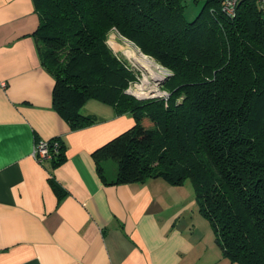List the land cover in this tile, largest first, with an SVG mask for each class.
<instances>
[{"label":"trees","instance_id":"16d2710c","mask_svg":"<svg viewBox=\"0 0 264 264\" xmlns=\"http://www.w3.org/2000/svg\"><path fill=\"white\" fill-rule=\"evenodd\" d=\"M193 1L203 5L189 20L188 0H34L38 52L55 78L54 107L72 129L97 121L81 110L90 99L134 116L93 152L104 183L190 179L223 254L264 264V13L256 0H241L235 17L223 0ZM113 28L173 72L168 97L127 91L138 73L108 43ZM54 139L53 167L66 159V144Z\"/></svg>","mask_w":264,"mask_h":264},{"label":"crops","instance_id":"0c3cea01","mask_svg":"<svg viewBox=\"0 0 264 264\" xmlns=\"http://www.w3.org/2000/svg\"><path fill=\"white\" fill-rule=\"evenodd\" d=\"M39 23L34 0H0V264H237L186 183L103 182L93 152L135 118L90 99L81 110L97 121L72 129L54 107L55 78L34 35ZM57 136L66 159L53 167L34 148ZM105 168L110 178L115 161Z\"/></svg>","mask_w":264,"mask_h":264},{"label":"rangeland","instance_id":"374dc122","mask_svg":"<svg viewBox=\"0 0 264 264\" xmlns=\"http://www.w3.org/2000/svg\"><path fill=\"white\" fill-rule=\"evenodd\" d=\"M203 3H195L193 0H188L186 8H185V16L189 20L195 19L196 15L202 8ZM108 43L113 47L116 53H118L120 56H122L124 59L128 60V62L131 64L133 69L138 73V78L135 81H132L127 89V91L136 96L139 99H150V98H159V97H168L169 96V90L164 87L163 83L165 80L162 82H158V89L155 92L150 91L151 85L148 83H143L142 79L143 76L150 73V70H147L144 66L137 64L134 61V58L139 56L140 53L142 52L141 49L132 41H130L128 38L124 37L121 35V33L116 29L113 28L108 36ZM145 54V53H143ZM147 55V54H145ZM147 57L151 58L154 60V62L158 63L161 65L164 69V72H168L165 74V78L169 75V73H173L170 69L166 68L159 62H157L153 57L147 55ZM155 72V71H154ZM162 82V83H161ZM133 85L135 90L131 91L132 89L130 86ZM144 122L146 124H150V119L145 118ZM111 161H114L113 159H110ZM116 163V162H115ZM185 185L191 189L192 193L194 192V187L192 185V182L190 179H187L185 181ZM194 198H195V192H194Z\"/></svg>","mask_w":264,"mask_h":264},{"label":"built area","instance_id":"2783aa9c","mask_svg":"<svg viewBox=\"0 0 264 264\" xmlns=\"http://www.w3.org/2000/svg\"><path fill=\"white\" fill-rule=\"evenodd\" d=\"M259 8L264 13V0H256ZM241 0H223V11L230 17H235L237 14V9L239 6V3ZM130 88L131 91L135 90L133 89L134 86L131 85ZM59 146V142L57 139L51 138V139H40L36 142L35 148H34V155L35 157L40 161L43 162L46 159H49L52 157V148L53 146Z\"/></svg>","mask_w":264,"mask_h":264},{"label":"bare ground","instance_id":"6f19581e","mask_svg":"<svg viewBox=\"0 0 264 264\" xmlns=\"http://www.w3.org/2000/svg\"><path fill=\"white\" fill-rule=\"evenodd\" d=\"M134 61L137 64L144 66L147 70L151 71L152 74L148 73L143 76L142 82L148 83L149 85L152 84L150 91H157L158 82L163 81L165 79L164 75L168 72H164V68L161 65L154 62V60L150 57L148 58L147 55L143 54V52H141L139 56L135 57Z\"/></svg>","mask_w":264,"mask_h":264},{"label":"water","instance_id":"95a60500","mask_svg":"<svg viewBox=\"0 0 264 264\" xmlns=\"http://www.w3.org/2000/svg\"><path fill=\"white\" fill-rule=\"evenodd\" d=\"M171 75H172V73H169V75H168L164 80L166 81ZM164 80H163V81H164ZM163 81H162V82H163ZM162 82H161V83H162ZM164 83H165V82H164ZM164 83H163V84H164Z\"/></svg>","mask_w":264,"mask_h":264}]
</instances>
